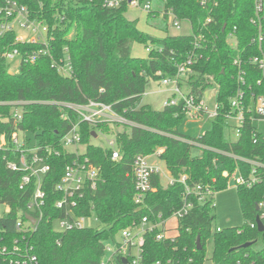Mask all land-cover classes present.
<instances>
[{"label": "trees", "instance_id": "1", "mask_svg": "<svg viewBox=\"0 0 264 264\" xmlns=\"http://www.w3.org/2000/svg\"><path fill=\"white\" fill-rule=\"evenodd\" d=\"M15 1L28 8L31 19L48 25L53 40L51 56L30 63L26 57L38 50V45L16 43L14 31L0 36V133L10 138L15 131L9 103L28 102L18 128L30 135V141L52 147L61 154L48 158L51 172L44 183L46 206L37 230L20 232L17 222L26 219L34 185L21 190L24 174L9 171L4 161L5 153L0 152V204L11 209L0 219V247L12 250L17 242L19 247L31 250L38 264H101L104 244L116 242L121 231L141 224L144 218L152 224L168 221L188 201L193 207L179 220L173 240L157 241L161 227L146 233L144 264H206L210 240L214 243L213 264H264V231L251 227L259 214L257 205L264 185L252 189L237 187L244 225L213 233L215 196L225 190L229 182L224 174L238 171L249 177L252 170L248 163L225 154L264 164V137L256 132L249 115L235 142L229 138L227 120V115L233 111L231 99L239 91L247 95V104L252 94L264 92V88L257 85L262 78L261 72L250 64L252 57L261 54V48L264 52V41L261 48L258 41L253 42L260 33L264 35L263 17L257 25L253 24V20H257L255 0H159L163 12L152 9L147 22L154 25L162 14L163 37L142 32L138 20L127 17L129 7L126 4L111 10L105 9L101 0L93 3L82 0ZM153 1L141 0L142 3ZM5 2L0 0V7ZM170 17L182 25L188 24L191 33L169 35ZM135 43L150 48L146 57L132 55ZM66 48L74 68L73 78L61 76L52 67L53 59L64 57ZM14 50L22 57L18 71H12L5 58L7 52ZM190 58L194 60V74L188 79L192 91L204 92L216 85L219 105L218 118L196 139L180 132L186 120L182 103L164 107L162 111L142 104L150 82L160 83L165 78L175 77L179 67ZM11 71L14 75H10ZM243 72H246L244 82L240 80ZM89 101L112 105L137 127L125 126L122 131L115 132L120 126H98L107 134H116L121 160L113 161L111 151L90 144L95 128L81 125L86 155L100 169L101 181L96 192L89 193L82 202L84 212L78 214H94L99 222L92 228L59 232L55 221L63 217V212L56 204L62 195L56 185L74 158L64 151L61 138L78 118L69 112L70 120H62L59 107L49 102L85 104ZM254 135H257L255 142ZM160 149L164 151L159 159L174 179L179 181L186 177L188 186L209 188L213 195L204 203L195 196L186 198L184 184L164 186L160 176L155 175L154 190L143 203H136L134 159L139 155L153 156ZM195 149L201 150L200 157L193 155ZM198 238L201 249L197 246ZM248 243L252 245L241 248ZM12 258L0 254V264H15L11 263Z\"/></svg>", "mask_w": 264, "mask_h": 264}, {"label": "built area", "instance_id": "2", "mask_svg": "<svg viewBox=\"0 0 264 264\" xmlns=\"http://www.w3.org/2000/svg\"><path fill=\"white\" fill-rule=\"evenodd\" d=\"M84 2L93 3L96 0H82ZM105 9H119L125 4L129 9H140L147 14L152 10V3H142L141 0H101ZM205 1L202 2V5ZM255 12L257 20H253V24L257 25L261 17L264 16V0H255ZM172 25L174 28L180 30L182 24L179 20L173 18ZM261 30V27H260ZM16 32V43L20 44H33L38 45L39 49L32 54H28L26 61L35 63L43 56H51V42L50 29L48 25L31 19L30 12L26 6L20 5L15 0H6L5 5L0 7V36L5 35L8 32ZM232 38V36L230 37ZM262 46L264 41V35L260 33L257 42ZM147 53L150 52V48L146 49ZM65 56L59 60L53 59L52 67L63 77L73 78L74 68L72 65L71 57L68 54V49H65ZM5 58L11 64L16 60L19 61L18 69L21 65V54L18 50L10 51L5 54ZM238 64V61H235ZM250 64L261 72L262 78L258 80L257 85L260 88H264V52L261 48V54L250 59ZM194 65L193 58H190L185 64H182L178 73L173 78H165L160 84L164 86L170 93V97L165 102L164 107L178 106L180 103L183 105V110L186 114V118L202 119L208 117L209 120H216L219 116V105L215 102V107L210 110L209 106L205 102L204 92H193L192 88L188 84V79L194 74L192 69ZM13 71V70H12ZM246 72L241 73L240 80L244 82ZM217 97V90H216ZM28 102L20 101L9 103L12 106V119L15 124V131L10 138L4 133H0V152L5 153L4 161L6 162V168L15 173H23V177L20 183V189L26 190L30 186L34 185V191L32 192L27 209L29 212L26 216H30L35 219V224H32L29 220H19L17 222V229L20 232H32L36 231L40 221L44 216V208L46 206V191L44 190V183L46 177L51 172V166L48 163V158L52 155L60 156V151L55 150L52 147L44 146L37 142L30 141V135L18 128V124L23 120L24 107ZM51 105H56L61 111V118L64 121H69V112L73 113L78 122L72 124L70 129L62 136L61 146L64 151L74 155L72 161L66 166L64 176L60 182L56 185V190L62 195V199L56 204V208L63 212V217L55 221L56 229L59 232H70L76 230H83L86 228L95 227L98 224V218L93 215H80L78 212H84L85 206L82 204L84 199L89 193H95L97 187L101 181L100 169L96 167L90 158L87 157V147L83 145V137L81 131V125L87 124L94 129L93 133H96V138L107 133L98 129L100 125L108 126H120V127H137V124L129 121L119 113L115 111L112 105H108L98 101H89L85 104L65 103V102H49ZM232 113L227 115V120L230 123V133L233 132L237 138L240 137L242 129L244 128L247 115L250 117V121L256 127V123L264 121V92L259 95L252 94L250 103L247 104V95L243 91H239L231 99ZM256 132H259L256 127ZM260 133V132H259ZM111 134V133H110ZM114 138L108 140L107 144L109 151H111L112 160L120 161L121 155L118 150V144L116 140V134L112 133ZM261 134V133H260ZM109 135V134H108ZM92 138H94L92 136ZM257 135H254V142ZM195 145H199L196 142H192ZM74 148L70 151L69 148ZM85 147L83 153L80 152V148ZM163 149L158 150L153 156L160 157L163 153ZM236 160H241L252 166V170L249 177L242 176L240 172L233 174L225 173L224 177H236L237 187L242 186L247 189H252L256 185H264V164L255 160H249L245 158L237 157L233 154H225ZM151 156V157H153ZM147 156L139 155L134 159L133 174L135 180V201L138 204L143 203L145 197L152 192L153 178L155 175L160 178H167L168 185H174L177 182L185 185V197L195 196L198 201L204 203L206 199L213 195V192L209 188L203 186L190 187L186 184V177H183L179 181L174 179L160 168L158 165H151ZM215 205V202L213 204ZM193 204L186 201L184 206L174 213L170 220H175L177 226L172 229L168 221H163L159 224H152L148 219L144 218L139 225L134 224L132 227L127 228L120 232L116 242H106L104 245L105 255L101 264H119L124 259L128 261V264H144L143 263V245L144 236L148 231H152L161 227L162 232L157 235V241L173 240L176 237L179 220L185 218ZM257 207L259 208L258 217L264 224V193ZM9 207V212H10ZM94 207H92V211ZM95 224V225H94ZM252 228H258L257 223L251 225ZM217 232H221V229H217ZM31 250L28 248L19 247L15 242L12 250L7 247H0V254L10 255L13 257L11 263L15 264H38L37 257L32 255ZM156 264H162L160 262ZM170 264V263H168Z\"/></svg>", "mask_w": 264, "mask_h": 264}, {"label": "rangeland", "instance_id": "3", "mask_svg": "<svg viewBox=\"0 0 264 264\" xmlns=\"http://www.w3.org/2000/svg\"><path fill=\"white\" fill-rule=\"evenodd\" d=\"M152 9L154 11L163 12L162 5L159 0H154L152 3ZM148 14L140 9H129L127 17L131 20H138V28L147 34L156 36V37H163L165 33L161 30V26L164 25L162 23V14L161 18L157 19L154 25L147 22ZM173 19L172 17L169 18L168 28H169V35H176V34H190L191 29L188 24H183L180 30L176 29L172 25ZM232 43V41H231ZM147 51L144 45L139 43H135L132 47V55L136 58H144L147 56ZM18 64L19 61L16 60L14 63H11V70L18 71ZM166 88L162 86L160 83L150 82L147 86L146 93L143 96L142 104L149 105L152 109L156 111H162L165 106V102L170 97V93L166 92ZM216 85L210 86L208 89L204 91V98L206 104L209 106L210 110H213L215 107L216 102ZM211 120L208 117H204L202 119H192L187 117L184 123L180 128V132L182 135L196 139L200 135H203L211 128ZM256 127L258 131L264 137V121H259L256 123ZM124 127H119L115 130V132L122 131ZM113 134H106L99 135L97 138H92L90 144L93 146H100L103 148L108 147V140L113 139ZM231 141H237V136L231 132L230 137ZM70 151H73L74 148H69ZM85 151V147L80 148V152L83 153ZM193 155L200 157L202 155L201 150L195 149L193 150ZM149 163L151 165H158L162 168L166 173L170 176V173L165 167V164L156 156L149 158ZM162 183L164 186L168 185V179L162 178ZM215 205H216V220L214 222L213 233L217 229L225 230L230 228L241 227L244 225L245 219L242 212L240 199L238 196L237 190V182L236 177H231L229 179L227 188L215 196ZM9 214V207L5 204H0V219L6 217ZM95 225V224H94ZM98 226V224H96ZM172 229H175L177 226L176 221H172L169 225ZM173 234L176 231L172 232ZM207 263L206 264H213L212 256L214 251V243L213 240H210L207 245Z\"/></svg>", "mask_w": 264, "mask_h": 264}, {"label": "water", "instance_id": "4", "mask_svg": "<svg viewBox=\"0 0 264 264\" xmlns=\"http://www.w3.org/2000/svg\"><path fill=\"white\" fill-rule=\"evenodd\" d=\"M263 20H264V16H263ZM10 75H14V73L11 71ZM96 136H97L96 133H93V137L96 138ZM257 211H259L258 207H257ZM26 219L29 220L32 224H35V219L31 218L30 216H26ZM256 223L258 226V231L263 232L264 231V224L259 217H257ZM251 245H252L251 243H248V244L243 245L241 248H248ZM197 246H198V249H201L200 238H198V240H197ZM123 262H124V264H128V261L126 259H124Z\"/></svg>", "mask_w": 264, "mask_h": 264}, {"label": "crops", "instance_id": "5", "mask_svg": "<svg viewBox=\"0 0 264 264\" xmlns=\"http://www.w3.org/2000/svg\"><path fill=\"white\" fill-rule=\"evenodd\" d=\"M172 221H174V220H170L169 223H168V225H170V224L172 223ZM176 224H177V223H176ZM176 234H177V233H176Z\"/></svg>", "mask_w": 264, "mask_h": 264}]
</instances>
